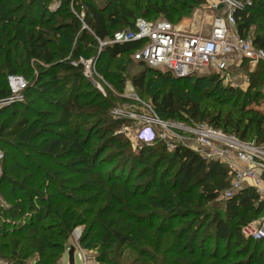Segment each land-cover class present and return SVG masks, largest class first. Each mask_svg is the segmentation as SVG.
<instances>
[{"label": "trees", "instance_id": "1", "mask_svg": "<svg viewBox=\"0 0 264 264\" xmlns=\"http://www.w3.org/2000/svg\"><path fill=\"white\" fill-rule=\"evenodd\" d=\"M53 1L56 3L58 0H0V100L13 96L8 76L22 74L19 67L12 64L10 51L6 54V64L1 63L5 43L15 47L22 45L29 62L33 60L45 66L37 72L34 80L29 79L25 89L27 103L8 105L11 110L5 109L7 115L0 121V144L8 152L13 150L12 154H5L10 162V171L22 176L26 184L22 185L20 181L16 182L18 179L12 178L8 182L27 193L24 198L16 197L11 209H3L7 213L3 219L20 222L19 228L9 229L5 233L6 236L17 237L12 242L11 250L15 259L10 261L36 257L37 264H57L65 251V241L70 233L88 222L87 211L79 209L86 203L96 204L97 209L91 207L90 215L96 214L97 220L101 219L98 220L101 224L99 226H103L104 230L107 227L112 229L99 238L94 232V226L88 228L81 237V244L85 247H91V242L98 238H112L127 243L138 236L140 231L154 227L157 217L164 218L167 215L161 217L160 213L153 211L148 212V215H135L120 206L122 200L110 195L124 187L125 202L129 204L145 194L132 190L130 179L120 177L130 162L132 168H141L138 178L150 177V181L145 184L146 190H150L153 184L162 193L161 198L145 194L144 197L153 207H166L175 197L174 205L177 206V199L181 204L176 209L178 215L196 214L203 223L210 220L207 226L213 228L218 240L227 242L230 250L233 239L241 243V239L245 237L242 233L243 226L259 219L264 212V203L259 202V196L251 189H243L224 203L226 214L209 213L205 206L230 187L228 167L218 161L205 159L183 145H177L172 151L164 143L162 147L155 148V143L159 140L152 145H142L138 151H134L129 138L117 132L124 122L112 116L111 111L117 105L110 100L112 92L107 91V96H104L86 78L81 64L76 66L71 61H63L70 54L72 37L77 34L87 47L98 44L99 40L110 39L115 32L121 30L112 29L119 22H123L127 28L134 27L138 17L148 20L165 18L178 24L204 0H106L105 6L96 4L94 0H59L60 6L52 10ZM81 11L85 12L83 18L80 17ZM235 18L238 34L251 38L255 47L264 49V0L245 4L235 12ZM84 23L87 27H84ZM255 24L259 25L258 30H254V35L251 36ZM137 47L138 43L135 42L106 45L103 56L108 59V67L101 69V72L97 63L98 72L111 85H118L121 94L126 88L122 87L124 83L120 77L127 65L124 61L115 63L114 73L109 70V66L119 56L132 57ZM75 52L74 58L78 59L81 53L78 48ZM137 64L145 69L131 76L132 85L136 92L140 90L149 95L148 98L160 118L176 119L186 124L206 122L243 140L264 143V112L252 107V104L264 97L259 89L264 87V61H259L255 70L248 69L246 72L250 77L247 90L224 85L215 73L177 77L170 70ZM249 66L245 61L242 68ZM5 71H8L7 76ZM63 71L64 74L61 73ZM120 98L123 99L122 96ZM35 99L48 109L37 108L34 105ZM229 104L231 109L224 111L223 107ZM210 105L216 110L210 112ZM7 133L17 138L18 143H13L15 146L3 139ZM34 143L37 144L35 147ZM34 157L45 159L54 169L46 170ZM154 157L158 159L157 167L168 164L166 174L178 166L171 181L162 180L158 184L153 181L159 175L158 170L155 172L150 165ZM115 162L117 163L111 170L105 171V168ZM42 178L48 182L44 183V188L50 186L52 189L49 195L27 188ZM8 182L3 184L4 191ZM196 198L197 208L190 206ZM103 200L107 202L104 204ZM74 203L79 207L73 209ZM135 203L138 208H145L140 200ZM50 217L51 222L44 224L43 221ZM6 220L3 221L4 225L8 224ZM159 230L164 231L163 227H159ZM184 231L177 250L181 254H184L183 249L191 253V261H184L183 264L194 263L197 247L203 252V256L207 255L206 239L198 237L196 228L187 227ZM27 232L30 233L28 237L25 236ZM206 234L207 237L211 235L208 231ZM107 235L113 236L105 237ZM249 239L242 249L243 255L250 254L247 264H264V238ZM253 242L255 244L251 252ZM216 246V251L209 254H216L220 258L219 244ZM52 249L57 251L54 253ZM100 260L106 259L103 257ZM218 263L221 262L218 260Z\"/></svg>", "mask_w": 264, "mask_h": 264}, {"label": "built area", "instance_id": "2", "mask_svg": "<svg viewBox=\"0 0 264 264\" xmlns=\"http://www.w3.org/2000/svg\"><path fill=\"white\" fill-rule=\"evenodd\" d=\"M253 1L204 0L211 10L218 13L208 35L188 31L165 18L148 20L138 17L134 27L119 30L107 41L99 42L101 46L135 42L138 47L131 56L137 63L153 69L170 70L177 77L215 73L224 85L247 90L250 77L248 73L241 72L243 63L247 61L255 66L259 61H264V49L255 47L251 38L238 34L235 12ZM55 4L54 9L60 6V1ZM84 16L85 12L81 11L80 17ZM84 27H87L85 23ZM72 63L76 66L81 64L86 78L107 96L110 84L98 72L96 59L82 57ZM8 84L13 94L11 98L3 100L8 103L27 87L25 78L18 74L9 75ZM122 96L133 103L116 105L111 113L115 119L124 122L120 133L130 139L133 148L152 145L159 139L165 141L169 150L177 145L189 147L205 159L228 167L231 184L218 200H228L248 188L259 196V202L264 203V143L243 140L206 122L186 124L163 120L157 115L153 103L143 100L134 87L126 88ZM157 127L164 129V132ZM169 127H179L181 133L169 135ZM257 220H260L259 223L254 220L243 226L245 237L254 240L264 238V216ZM10 262L9 259H0V264Z\"/></svg>", "mask_w": 264, "mask_h": 264}, {"label": "rangeland", "instance_id": "3", "mask_svg": "<svg viewBox=\"0 0 264 264\" xmlns=\"http://www.w3.org/2000/svg\"><path fill=\"white\" fill-rule=\"evenodd\" d=\"M80 1V0H79ZM84 1V0H82ZM96 4L100 5V6H105L106 0H94ZM55 1L52 2L51 4V9L54 10L55 7ZM81 14V13H80ZM218 15L217 12L211 10L206 3L203 1L200 5H198L190 15H188L187 17L183 18V20L177 22L178 24H180L179 26H181L183 29H186L188 31H193V32H198L201 33L203 35H208L211 31V27H212V22L214 17H216ZM138 16H142V15H138ZM161 17V16H159ZM258 24H255L252 27V31H251V36L254 35V30H258ZM127 28V26L123 23V22H119L118 25H114L113 26V30L116 29H125ZM261 29V28H260ZM80 35H75L74 38L72 37L71 40V44H70V54L66 57L63 58L64 62H68V61H76L77 59L74 58L75 54H76V49L78 48V50L80 51L81 55H79V58H85V59H91L94 58L97 60V63L99 65V69L101 71L106 69L108 67V59L104 58V54H103V49L104 46H101L100 42H98V44H93V45H87L84 46L83 43L81 42V40L79 39ZM107 41V40H106ZM4 48H3V56L1 59V63H5L6 58L8 57L7 52L10 51V56L14 59H12L13 61V65L19 67L20 69V73L24 74H19L20 76H23L25 78V80L27 81V86L29 83V79L30 80H34L37 72L41 69V68H45V66H43L40 63H37L35 61H31L29 62L27 60L26 57V53H25V49L22 45L19 46H14V45H8V44H4ZM11 48V50H10ZM75 49V51H74ZM5 60V61H4ZM132 57L128 56V55H123V56H119L116 59L112 60V66L110 67V71H112L114 73V67L113 65L117 62H121L124 61L126 63V71L124 73H120L118 71V73H120L122 76L120 77V80H122V83H124V85H122V87L124 86V88L127 89H131L132 87H134L131 81V76L144 70L145 67L138 65L137 63H134V61H132ZM102 62V63H101ZM6 64V63H5ZM257 65L252 66L250 65L248 68H242L241 72H248V69L253 68L254 70L256 69ZM102 72V71H101ZM61 73H65L64 71ZM5 76H7L8 71L4 72ZM101 76H103L101 74ZM107 81V80H106ZM117 81H119V79H117ZM108 82V81H107ZM223 82V81H222ZM109 83V82H108ZM119 83V82H118ZM110 84V83H109ZM224 84V83H223ZM27 88V87H26ZM25 88V89H26ZM25 89L23 90V92H21L20 94H18L17 96H15L12 101L8 102H3V100H0V121H3L5 119V115H7V112L5 109L11 110V108H9L10 106L8 105H13L16 103H27V96L25 94ZM261 89V91L264 93V87L259 88ZM108 92H112L111 96L112 99L111 102L113 101L114 103H116L117 105L119 104H132L133 101L125 98L123 95V93L121 94V88L116 85L113 84L111 86V84L108 86L107 88ZM141 93V94H140ZM137 94L145 101L150 102L149 100V95L147 94H143V92H141L140 90L137 91ZM122 96L123 99H121L120 97ZM117 97V98H115ZM129 102V103H128ZM206 103V102H205ZM208 103V102H207ZM34 105L37 108H41V109H48V107L45 104H41L37 99L34 100ZM231 104H229L228 106H224V111L231 109L230 108ZM252 107L258 110H261L264 112V97L259 100L258 102L252 104ZM216 110V108L214 106L210 105L209 111L212 112L213 110ZM157 115L159 116V114L157 113ZM114 118V117H113ZM165 120V119H163ZM169 121H177L176 119H171ZM180 122V121H179ZM1 123V122H0ZM184 124V123H182ZM186 125V124H185ZM96 127L97 124H95ZM94 126V127H95ZM134 128V127H133ZM160 129L161 132H164V129H162L161 127H157ZM170 130L167 132L169 135H173L174 136V132L175 133H181V129H179V127H175V129L173 127H169ZM60 130H63L62 128H59ZM121 129V128H120ZM13 130V129H12ZM117 132H120V130H118ZM123 132V131H122ZM125 135V134H124ZM126 136V135H125ZM3 139L6 140L10 145H13V143H18L17 138L14 135H11V133H7L5 136H3ZM130 140V139H129ZM94 143H96V140L94 141ZM166 144L164 140L159 139L158 142H156V146L155 148H160L162 147V145ZM132 144V142H130V145ZM37 144L34 143L33 146L35 147ZM132 149L134 151H138L140 149V147H136L133 148V146L131 145ZM169 150V147H167ZM109 151H114V150H109ZM172 151V149L170 150ZM7 149L4 147V145L0 144V155H2V157L0 158V259H15L14 255H11V250L12 248V242L15 241L17 239V237H14L13 235H5L7 230H12L15 228H19L20 227V222H14L12 219L11 220H6L3 219L4 215H7L6 212L3 211V209H11L10 207L14 204L13 200L17 197H26L27 193L25 192V190L21 189V188H16L11 182H8V180L10 178L20 181L22 185L26 184V181H23V177L13 173L10 171V162L5 158V154H6ZM9 154L13 153V150H11L10 152H8ZM108 153L105 152L104 155H106ZM118 153V152H117ZM160 153V150H158V154ZM35 158V157H34ZM120 158H117V160ZM151 167L152 170H154L155 172L158 170L159 175L157 176V179L153 180L156 181V184L161 183L162 180H166V181H171L172 177L174 176V174L177 172L178 166L174 167L171 172H169L168 174H166V169L168 168V164L164 163L162 166H158L156 165V162H158V159L156 157L151 159ZM35 161L37 163H39V165H41L43 168H45L48 171L53 170L54 168L51 167V165L42 158L36 157ZM120 161V160H118ZM23 162V161H22ZM117 162H115L114 164L110 165L109 168H105V171L107 170H111ZM159 165V164H158ZM141 168H136L135 166L132 168V162H130L127 166L126 169H124V171H122V174L120 177H122L123 179H130V187L132 188V190H135L137 192H139V194H142L143 192H145V194L147 195H155L159 198H161V194L159 192V190L157 189V186H151L150 190H146L145 189V184L146 182L150 181V177H143V178H138V175L140 174ZM21 173V172H19ZM116 174V172H114ZM117 175V174H116ZM163 178H161V177ZM231 176V175H230ZM232 180V177H231ZM8 182V185L6 187V190L4 191L3 189V184L5 182ZM48 184V182L45 179H38L36 183L32 184V185H28L27 188H34L37 191H40V193H44L46 195H49L52 193V189L50 188V186H48V188H44V185ZM43 184V186L40 187V185ZM123 190L125 191L126 189L124 187H121V190H117L110 193V195H112L113 197L118 198L119 200H122V203L120 201V206H122L124 208V210L126 211H132L133 213H135V215H145L150 211L156 212V213H160L161 217L167 215L164 218H159L157 217L156 221H155V225L154 227L150 228L149 230L146 231H140L138 236L134 237L132 241L127 242V243H121L119 241H117L116 239H112L109 238L108 240H100V237H103L104 235L108 234V231L111 232L110 230L112 228H108L107 229H103V226H99L101 225L99 222L101 221V219L98 222L97 218H96V214L90 215L92 212V208L91 207H95L96 204H83L82 207H80L79 209H82L81 211L85 210L88 214V222L86 225H80L78 227H76L69 235L68 239H66L65 241V251L62 253V255L59 257L57 264H68V250L70 249L71 245H74L76 247L75 250V255H76V262L75 264H177V262L181 261L183 264L184 261L185 263L191 261V253L189 250L183 249L184 254H181L180 251L177 250V245L178 242L180 241V239L182 238V233H185L184 228L187 227H191V228H196V231L198 232V237H200V239H206V249L208 251V253H206V256H203V252L199 251V247H197L198 249L196 250L197 254L195 256L194 263L190 262L189 264H217V261L219 260L221 263L218 264H247L248 262V258L249 255L242 254V249L244 248V246L246 245L247 241L249 242V238L244 237L242 238V242L240 243L237 239H233V242L231 243V247L232 249L230 250L229 248H227V242L224 241H220L218 240L215 236H214V230L213 228H209V226H207L210 223V220H207V223H203L201 220L198 219V215L196 217V214H190L187 216H180L178 215V213L176 212V209L179 208L178 205L180 206L181 204L179 203V200H175L177 201V206L174 205V201L173 199L175 197H173L172 200H170V202H168V206H164V207H153L151 203H149L146 200V196L145 194L143 196H139L136 199H133L131 203H127V201L125 202V193L123 192ZM148 191V193H146ZM23 197V198H24ZM141 203H143V205L145 206V208L140 209L137 207V204L135 203L136 201H139ZM197 200L198 198H196L195 202H193V204H191L190 206L192 207H196L195 204H197ZM173 201V202H172ZM227 200L225 199H216L215 201H213L211 204L205 206V209L209 212V213H214V212H221L223 215L226 214L225 212V202ZM107 201L103 200V203L105 204ZM172 202V203H171ZM69 203V202H67ZM73 203V202H71ZM70 204V203H69ZM68 205V204H67ZM73 209L74 208H78L79 205L74 203L73 205ZM94 209H97L96 207ZM89 210V211H88ZM148 215V214H147ZM261 216H264V212L262 213ZM6 218V217H5ZM261 218V217H260ZM3 219V220H2ZM8 219V217H7ZM10 219V218H9ZM8 223L6 225H4L3 221H5ZM52 220V218H47L46 220H44V224H47L48 222L50 223ZM146 220V219H145ZM150 220V218H148V221ZM259 223L260 220H255ZM257 222H255L256 224H258ZM98 223V224H97ZM106 223V222H105ZM3 224V225H2ZM11 224V226H10ZM96 224V225H95ZM19 225V226H18ZM16 226V227H15ZM92 226H94V232L97 233V235H99V238L95 240H93V242H91L92 246L91 247H85L84 245L81 244V237L83 236L84 233H86V231L88 230V228H91ZM105 226H107V224H105ZM159 227H163L164 231H160ZM209 228V230H207ZM206 231H208L211 235L207 237ZM78 233V234H77ZM28 235H30V233L27 232V234H25V236L28 237ZM113 236V235H112ZM112 236H105V237H112ZM24 238V237H23ZM22 238H20L19 241H21ZM25 242V240H23ZM27 244H29L27 242ZM217 244H219V250L221 252V256L220 258L217 257V255L215 254H209L212 251H216L217 248ZM254 242L252 243V247H251V252L253 251L254 248ZM52 251H54V253L57 251L55 249H52ZM201 252V253H199ZM214 256V257H212ZM6 257V258H5ZM106 259L105 261L100 260V258ZM222 257H226V259H223ZM222 258V259H221ZM181 259V260H180ZM200 261V262H199ZM11 263V262H10ZM12 264H37V258L36 257H32L28 260H12Z\"/></svg>", "mask_w": 264, "mask_h": 264}, {"label": "water", "instance_id": "4", "mask_svg": "<svg viewBox=\"0 0 264 264\" xmlns=\"http://www.w3.org/2000/svg\"><path fill=\"white\" fill-rule=\"evenodd\" d=\"M76 247L74 245L70 246V249L68 250V264H75L76 262V255H75Z\"/></svg>", "mask_w": 264, "mask_h": 264}, {"label": "crops", "instance_id": "5", "mask_svg": "<svg viewBox=\"0 0 264 264\" xmlns=\"http://www.w3.org/2000/svg\"><path fill=\"white\" fill-rule=\"evenodd\" d=\"M11 264H12V262H11Z\"/></svg>", "mask_w": 264, "mask_h": 264}, {"label": "bare ground", "instance_id": "6", "mask_svg": "<svg viewBox=\"0 0 264 264\" xmlns=\"http://www.w3.org/2000/svg\"><path fill=\"white\" fill-rule=\"evenodd\" d=\"M78 234V233H77Z\"/></svg>", "mask_w": 264, "mask_h": 264}]
</instances>
